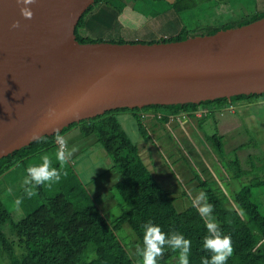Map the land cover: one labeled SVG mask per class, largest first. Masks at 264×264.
Masks as SVG:
<instances>
[{"label": "trees", "instance_id": "obj_1", "mask_svg": "<svg viewBox=\"0 0 264 264\" xmlns=\"http://www.w3.org/2000/svg\"><path fill=\"white\" fill-rule=\"evenodd\" d=\"M254 2L95 0L81 17L76 35L81 43L179 41L214 34L264 17V9ZM228 14L231 18L225 19ZM112 32L119 36L104 39L105 34ZM244 99L261 100L264 94H241L231 99L223 97L200 103L117 108L75 122L60 131L63 136L70 128L79 126L84 135L93 136L112 158L113 167L120 175L116 187L123 205L121 214L112 221L75 172H67L59 183H52L49 187L45 184L34 187L37 194L31 198L25 191L28 185L23 189L19 181L14 183L11 174L18 175L21 174L18 170L28 169L31 158L53 147L60 149L55 134L42 136L2 157L0 264H142L143 257L137 249L144 246L143 225L148 222L159 226L165 233L176 232L189 239L190 264H201L205 256L210 258L211 253L203 249L204 238L209 235L207 218H202L193 204L178 209L171 192L163 187L143 160L139 146L123 128L119 115L133 114L142 131L149 117L155 121L154 128L168 124L174 117L203 120ZM199 111H202L200 117L197 115ZM216 141L221 143L218 139ZM79 176L81 178V174ZM256 187L264 188V178H256L255 182L243 186L231 199L232 205L226 206L217 188H210L205 181L199 184L207 203L214 205V222L223 235L231 238L234 252L228 264H264V211L254 199L253 188ZM50 189L51 196L47 194ZM17 200L21 202L17 204ZM13 204L17 207L14 208ZM18 207L27 211L21 219L15 217ZM125 224L136 236L130 242L119 235ZM178 257V252L166 250L159 264H179Z\"/></svg>", "mask_w": 264, "mask_h": 264}, {"label": "water", "instance_id": "obj_2", "mask_svg": "<svg viewBox=\"0 0 264 264\" xmlns=\"http://www.w3.org/2000/svg\"><path fill=\"white\" fill-rule=\"evenodd\" d=\"M94 2L38 0L29 20L17 0H0V159L33 133L117 108L264 94V17L179 41L81 43L76 27Z\"/></svg>", "mask_w": 264, "mask_h": 264}, {"label": "rangeland", "instance_id": "obj_3", "mask_svg": "<svg viewBox=\"0 0 264 264\" xmlns=\"http://www.w3.org/2000/svg\"><path fill=\"white\" fill-rule=\"evenodd\" d=\"M254 3L264 9V0H255ZM227 18H231V14L225 17ZM118 36L116 32H112L103 37L110 40ZM125 115L127 118H124ZM197 115L200 117L202 111ZM133 116L130 113H121L119 117L122 126L139 146L143 160L157 180L171 192L179 210L193 204L203 194V189L199 188L201 181H205L210 188H217L224 204L230 206L234 194L243 186L255 182L256 178H264V104L239 106V109L231 107L212 113L203 120L174 117L168 124L156 128L155 121L149 117L146 120L147 126L142 131ZM80 131L76 136H65L66 151H75L62 171L71 174L75 172L81 183L95 196L107 218L112 221L123 210L116 187L120 175L113 167L114 162L110 155L96 143L95 138L87 137ZM58 151V148L53 147L40 153L29 160V167L42 164V157L48 155L52 166L60 169L56 158ZM18 171L21 174L14 175L13 172L11 175L14 183L18 184L19 181L24 189L27 168ZM253 190L254 199L264 211V188L256 187ZM47 194L51 196V189ZM12 206L17 207L14 204ZM16 211V219L27 214L21 207ZM119 235L126 242L136 238L128 224L124 225ZM131 249L134 252V248Z\"/></svg>", "mask_w": 264, "mask_h": 264}, {"label": "clouds", "instance_id": "obj_4", "mask_svg": "<svg viewBox=\"0 0 264 264\" xmlns=\"http://www.w3.org/2000/svg\"><path fill=\"white\" fill-rule=\"evenodd\" d=\"M38 0H17V3L23 5L21 7V15L25 19H33L34 12L29 6L36 4ZM13 29L21 27L19 20L13 22L11 25ZM52 110H50V113ZM55 140L60 145V149L57 152L56 158L60 164V169L52 166V161L48 155L42 157V164L38 166H31L27 169V178L25 179V185H30L25 189L29 198L35 196L37 193L33 190L34 187L43 184L59 183L62 179V175H66V172L62 170L70 162L73 155V150H65L66 140L61 135L59 127L54 128ZM31 139H39L37 133L31 135ZM21 201L17 200V204ZM193 206L197 207L198 213L202 218L206 219V225L209 231V235L204 238L203 249L206 252L211 253V257H202L201 264H227L229 257L232 256L234 248L229 236L223 235L219 226L214 222L212 213L214 212V205L207 203L204 194H200L194 201ZM145 229L143 248H138V253L143 257L142 264H159V261L163 259L165 251L171 250L172 252L179 253V264H190L191 255V241L183 234L173 232L171 234L165 233L162 229L154 225L152 222H148L143 225Z\"/></svg>", "mask_w": 264, "mask_h": 264}, {"label": "crops", "instance_id": "obj_5", "mask_svg": "<svg viewBox=\"0 0 264 264\" xmlns=\"http://www.w3.org/2000/svg\"><path fill=\"white\" fill-rule=\"evenodd\" d=\"M249 100V101H248ZM240 102H243L242 104H240ZM238 103V104H236ZM259 104H264V99H244V100H238V101H235L232 103L231 107H234V108H238L239 109V106H248V107H251V106H254V105H259ZM124 118H127L126 115ZM80 131V127L79 126H74L72 128H70L68 131H66L64 134H63V137L65 138L66 134H71L72 136H76L79 134ZM66 140V139H65ZM76 160L73 162L75 163Z\"/></svg>", "mask_w": 264, "mask_h": 264}, {"label": "built area", "instance_id": "obj_6", "mask_svg": "<svg viewBox=\"0 0 264 264\" xmlns=\"http://www.w3.org/2000/svg\"><path fill=\"white\" fill-rule=\"evenodd\" d=\"M65 148H66V146H65Z\"/></svg>", "mask_w": 264, "mask_h": 264}]
</instances>
